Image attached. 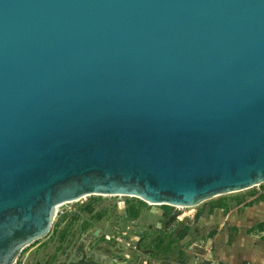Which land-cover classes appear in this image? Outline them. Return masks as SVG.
Masks as SVG:
<instances>
[{
  "label": "water",
  "instance_id": "obj_1",
  "mask_svg": "<svg viewBox=\"0 0 264 264\" xmlns=\"http://www.w3.org/2000/svg\"><path fill=\"white\" fill-rule=\"evenodd\" d=\"M261 184L264 0H0V264L96 196L177 216Z\"/></svg>",
  "mask_w": 264,
  "mask_h": 264
},
{
  "label": "rangeland",
  "instance_id": "obj_2",
  "mask_svg": "<svg viewBox=\"0 0 264 264\" xmlns=\"http://www.w3.org/2000/svg\"><path fill=\"white\" fill-rule=\"evenodd\" d=\"M262 186L264 188L261 184L238 192L228 199L232 203L226 209L216 208L209 213L208 208L177 216L131 198L96 196L59 216L46 247L27 252L21 264H33L35 261L38 264L46 257L48 264H58L63 258L67 261L71 255L77 258L79 254L74 252L80 240L84 242L85 252L93 253L95 258L108 256L117 263L200 264L195 255L196 241L213 230L217 214L238 205L233 199L256 194L257 188ZM263 199L257 195L252 201ZM131 210L136 211V218L130 216ZM198 213L200 215L196 217ZM185 229L187 235L169 254L150 256L154 250L144 251L145 248H153L152 244L159 235L177 236ZM100 262L106 264L107 260L101 259Z\"/></svg>",
  "mask_w": 264,
  "mask_h": 264
},
{
  "label": "crops",
  "instance_id": "obj_3",
  "mask_svg": "<svg viewBox=\"0 0 264 264\" xmlns=\"http://www.w3.org/2000/svg\"><path fill=\"white\" fill-rule=\"evenodd\" d=\"M257 190L245 198L239 196L241 203L217 214L213 230L196 241L198 262L264 264V199L252 201L257 195L264 198V188Z\"/></svg>",
  "mask_w": 264,
  "mask_h": 264
},
{
  "label": "trees",
  "instance_id": "obj_4",
  "mask_svg": "<svg viewBox=\"0 0 264 264\" xmlns=\"http://www.w3.org/2000/svg\"><path fill=\"white\" fill-rule=\"evenodd\" d=\"M236 201L238 204L241 203V199L239 198H236V199H233V201ZM229 200H222L220 202H216V203H213V204H210V207H209V213H212V211L216 208H224L226 209L228 205H230L232 202H228ZM234 201V202H235ZM233 202V203H234ZM164 208H168L169 206H166V205H163ZM136 211H130V216L132 218H136ZM200 215V213H198L196 215V217H198ZM187 235V229L181 231L177 236H172L170 234H162V235H159L153 242V250H154V253L152 256H157L159 255L160 257H163L167 254H169L172 249L174 248V246L177 245V243L182 240L185 236Z\"/></svg>",
  "mask_w": 264,
  "mask_h": 264
},
{
  "label": "flooded vegetation",
  "instance_id": "obj_5",
  "mask_svg": "<svg viewBox=\"0 0 264 264\" xmlns=\"http://www.w3.org/2000/svg\"><path fill=\"white\" fill-rule=\"evenodd\" d=\"M219 209V208H217ZM167 234V233H166ZM172 236H174L173 234H170ZM178 235V234H177ZM46 236V235H45ZM175 237V236H174ZM157 238V237H156ZM155 238V239H156ZM181 241V240H180ZM153 246V244H152ZM146 250H153L152 248H145L144 251ZM90 251V250H89ZM22 252V251H21ZM154 252V251H153ZM153 252L151 251L150 253V256L153 255ZM75 253H78L79 256H77V258H74L73 255H71L67 261H65V258H63L61 261L58 262V264H101V259H104V260H107V263L106 264H124L123 262L122 263H117L115 261V259H111L109 258L108 256H101V257H97L95 258L94 257V254L93 253H87L85 252V249H84V242L83 240H80L75 248ZM18 258V257H17ZM48 258L46 257L44 260L38 262V264H48ZM17 261V259H16ZM15 261V263H16ZM14 263V264H15ZM33 264H37V261H35ZM202 264V263H201Z\"/></svg>",
  "mask_w": 264,
  "mask_h": 264
},
{
  "label": "built area",
  "instance_id": "obj_6",
  "mask_svg": "<svg viewBox=\"0 0 264 264\" xmlns=\"http://www.w3.org/2000/svg\"><path fill=\"white\" fill-rule=\"evenodd\" d=\"M200 264H201V262H200Z\"/></svg>",
  "mask_w": 264,
  "mask_h": 264
}]
</instances>
